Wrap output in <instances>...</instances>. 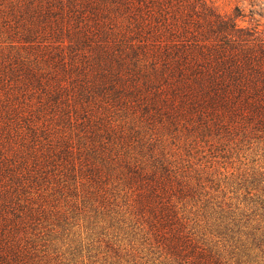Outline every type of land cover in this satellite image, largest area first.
Returning <instances> with one entry per match:
<instances>
[{"label": "trees", "instance_id": "obj_1", "mask_svg": "<svg viewBox=\"0 0 264 264\" xmlns=\"http://www.w3.org/2000/svg\"><path fill=\"white\" fill-rule=\"evenodd\" d=\"M143 1L132 27L93 41L81 59L76 49L89 48L94 29L79 27L71 61L60 48L48 74L21 51L0 62V264H52L73 216L97 229L89 238L112 235L111 264H254L264 253V169L237 182L234 201L215 172L194 168L193 180L169 165L139 120L175 126L187 117L264 142V28L241 26L206 0ZM38 35L30 28L23 40ZM129 43L134 66H125ZM48 111L66 127L39 126ZM177 195L194 197V232Z\"/></svg>", "mask_w": 264, "mask_h": 264}, {"label": "rangeland", "instance_id": "obj_2", "mask_svg": "<svg viewBox=\"0 0 264 264\" xmlns=\"http://www.w3.org/2000/svg\"><path fill=\"white\" fill-rule=\"evenodd\" d=\"M206 1L224 15L233 16L241 26L264 28V0ZM131 2L132 4L128 5L125 0H0V62L8 61L9 56H14L21 51L31 59L38 56L40 64L45 67L44 70L48 74L55 69L54 65L57 64L61 54L60 48L66 47L68 61H71L70 57L74 54L70 52L68 44L74 38L76 39L75 32L80 29L79 27L84 28L86 24L94 30L89 33L92 36L88 41L89 48L76 49L78 58L81 59L84 52L94 53L91 50L93 41L95 43L110 40L115 36L121 37L122 30L134 25V16L140 10H148L143 0H131ZM60 15L63 17L61 25H59ZM30 28L38 30L39 35L34 41L26 42L23 36L29 32ZM134 33L135 31L130 36L128 31L131 40L135 37ZM10 36L15 38L11 39ZM135 40L140 43L138 39ZM130 46L129 43L125 66H134L137 51L130 49ZM140 56L146 58L143 53ZM73 74L77 75L75 72ZM60 75L69 80V75H63V73ZM65 80L64 82H68ZM38 100L39 98L35 96L32 102L40 104ZM59 114L58 111L45 112L39 119L38 125L41 126L45 122L52 128L54 126L60 129L65 128L64 122L57 120ZM187 119L183 117L181 122L174 126L169 124L167 118L165 123L159 119L150 120L148 123L149 121L140 115L139 120H143L147 126L139 124L143 126V134L146 133L147 137H152V141H156L157 154L167 157L169 165L175 168H187L191 178L194 168L215 172L221 178L219 191L222 192L221 189L224 188L227 195L235 196L233 200L237 201L236 197H242V191L237 182L242 180L243 183L246 181L248 184L247 176H252L256 170L264 169V142H259L258 136L246 137L244 129L241 128L233 132L205 131L200 125ZM139 151L140 148H131L130 154H143V159L150 160L152 163L155 157L151 156L148 149L142 150V153ZM192 179L194 180V176ZM175 200H178L180 212L188 219L189 228L194 232V219L197 217L194 197L190 195L183 198L177 195ZM62 201L65 204L66 200L62 199ZM70 220L72 230H66L69 234L65 236L64 241H60L61 247L54 249V254H58L59 258L53 260L52 264H111L109 262H112L114 258L107 259L106 255L109 251L107 244L112 235H93L89 238L90 231H97L87 227L89 220L75 216ZM80 241L83 243L82 249L77 248ZM257 252L261 250L257 248ZM108 255L112 257V253ZM254 264H264V253L259 255Z\"/></svg>", "mask_w": 264, "mask_h": 264}]
</instances>
